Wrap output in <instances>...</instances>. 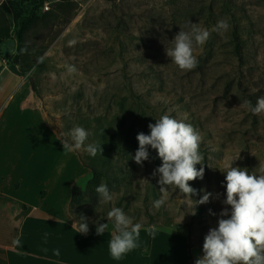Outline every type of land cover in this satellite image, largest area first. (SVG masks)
<instances>
[{"label": "rangeland", "instance_id": "rangeland-1", "mask_svg": "<svg viewBox=\"0 0 264 264\" xmlns=\"http://www.w3.org/2000/svg\"><path fill=\"white\" fill-rule=\"evenodd\" d=\"M36 1L41 0L27 4L28 12ZM232 12L240 24L241 55L235 51ZM222 19L228 29L213 31ZM189 21L211 35L195 48L197 66L185 72L171 62L165 48L180 27L190 29ZM15 29L10 16L0 17V34L12 35L1 42V58L11 54L8 64L27 70V85L15 87L20 86L12 104H19L27 89L34 91L33 81L43 105L29 101L20 112L8 110L0 119V229L7 230L2 237L0 230V264L7 261V242L15 239L36 206L52 213L66 206L56 193L50 202L37 201L48 194L38 189L44 181L52 186L63 171L65 152L56 139L75 125L91 133L86 143L102 148L95 157L77 151L91 167L77 182L87 190L83 213L91 222L99 221L115 206L144 225L139 246L120 260L109 251L114 230L107 233L109 261L189 264L190 252L194 260L202 256L205 236L218 227L222 209L231 207L222 203V170L233 165L251 173L264 162V113L254 115L241 106L244 100L255 106L264 96V0H44L23 25L20 49ZM19 113L26 117L23 124L6 119ZM164 114L199 132L204 159L196 167L205 174L189 182L196 190L192 199L169 188L157 208L154 202L162 194L159 177L152 174L162 162L151 148L143 167L133 157L137 135L150 134L148 125ZM101 183L113 194L108 204H99L95 189ZM206 192L212 193L209 202L197 203ZM77 206L81 211V204ZM40 209L31 227L49 219ZM74 222L69 214L67 226ZM149 225L157 227L155 237L145 230ZM69 252L68 261H82L73 248Z\"/></svg>", "mask_w": 264, "mask_h": 264}, {"label": "clouds", "instance_id": "clouds-1", "mask_svg": "<svg viewBox=\"0 0 264 264\" xmlns=\"http://www.w3.org/2000/svg\"><path fill=\"white\" fill-rule=\"evenodd\" d=\"M190 29L180 31L171 40V46H166V55L181 71H191L198 63L194 54L196 47H202L210 38V31L199 23L189 21ZM229 27L226 20H219L213 31L220 32ZM72 70V69H70ZM241 106L246 107L252 114L264 113V96L258 97L255 106L250 100H244ZM150 134L140 132L137 135L139 147L133 157L135 162L143 167L144 161L149 160L150 151L155 150L161 165L153 171L158 176L157 183L162 194L161 199L154 202L159 208L165 203L169 188L179 189L186 198L192 199L196 194L189 182L203 179L205 170L197 169L203 165L204 159L200 153L202 137L191 124L173 118L169 114L162 115L155 123L148 125ZM61 141L63 151L86 152L95 157L101 151V145L95 142L86 143L89 133L84 127L75 125L64 133ZM222 171L226 172V199L222 203L231 206L222 209L219 213L218 227H213L205 236L203 255L195 260V264H264V162L249 173L247 168L229 166ZM99 204H108L113 201V194L107 184L101 183L96 189ZM212 193H205L197 202L208 203ZM191 214L195 215L194 206ZM215 215V213H211ZM83 222L79 223L78 232L87 234L89 225L87 217L81 216ZM108 223H96V235H103L109 223L114 225V234L109 241L110 255L114 260L122 259L127 253L139 246L142 223H134L133 219L125 214L122 208L113 206L107 212ZM77 222L73 223V227ZM153 237L157 233L155 225L145 229ZM15 246L20 245L17 238L13 241ZM54 255H60L59 249Z\"/></svg>", "mask_w": 264, "mask_h": 264}, {"label": "crops", "instance_id": "crops-1", "mask_svg": "<svg viewBox=\"0 0 264 264\" xmlns=\"http://www.w3.org/2000/svg\"><path fill=\"white\" fill-rule=\"evenodd\" d=\"M2 46L3 44L0 43V50H2ZM10 56L11 54H2L3 64L0 66V119L3 113L8 110L20 112L21 107H24L29 101H32L35 105H43V101L31 89H27L25 97L19 104H12L18 97V88L23 84L26 86L27 81L24 79L23 73H20L15 66L8 64ZM4 79H8V81ZM17 85L20 86L15 88ZM6 119L15 125L18 123L23 124L26 121V117L22 113L15 116L7 115ZM62 139L58 135L56 143L63 150V145L60 141ZM65 163L63 164V171L53 179L52 186L49 182L44 181L43 186L39 187L38 193L40 190H47L48 194L47 197L38 198L37 201L46 200L50 202L51 196L56 193V199L64 201V204L68 205V207L60 206V213L56 211L52 213L46 208L40 207V212L44 213V217L49 219L41 220L40 225L31 227L32 219L36 217V211L39 210L35 205L37 210H35L33 216L27 217L18 227L17 236L14 240L19 238L20 245L15 246L13 244L14 240L7 242V261L4 264H120L119 261H109L108 258L107 233L114 230L112 223H109L103 235H96V228L90 233L81 235V233L76 232L78 231V226L76 229L73 226H67L66 221L70 214L69 207L72 190L78 180L88 174L89 168L85 166L77 151L65 153ZM43 206L46 207L45 205ZM103 223H108V221ZM39 226L43 227L40 231L38 229ZM0 230L2 237L7 230L3 228ZM78 239L83 240L82 245L77 243ZM73 240L79 246L75 247ZM72 248L74 255L82 257V261H68L70 259V257L68 258L69 250ZM56 249L60 251L58 257L53 254ZM148 264H155V262L149 261Z\"/></svg>", "mask_w": 264, "mask_h": 264}, {"label": "trees", "instance_id": "trees-1", "mask_svg": "<svg viewBox=\"0 0 264 264\" xmlns=\"http://www.w3.org/2000/svg\"><path fill=\"white\" fill-rule=\"evenodd\" d=\"M30 1L32 0H3L2 3L0 4V17L4 19L7 16H10L17 27V29H15V32L19 39V45H18L19 49L21 47V43L23 39L22 28H23L24 23L36 14V11L43 4L44 0H41L39 2L36 1L31 11L28 12L27 4H29ZM232 17H233V36H234V41H235V51L238 55H241L243 45H242V35H241V30H240V24L233 12H232ZM11 36L12 35L8 32L1 33L0 43L11 38ZM8 62L10 63L11 60L9 59ZM17 70L23 74L27 73V70H24L22 68H17ZM31 84H32V89L36 92L37 89H36L34 82L32 81ZM59 135L62 138H64L60 133ZM81 160L83 161L85 166L91 168L90 165H88L82 157H81ZM86 191L87 190H85L82 187V185H80V183H77L72 190V197H71L69 211H70V215L73 218V220L77 222V226H79V223L83 222L81 220V216L87 217L86 213L84 214L82 211L85 209L82 202H84ZM80 204H81V211L78 209H75L78 207L77 205H80ZM106 221L108 220L101 217L99 221L91 222L89 218L87 217V223L89 225L88 233H90L94 228L97 227L96 223H103ZM189 264H195V260L191 252L189 253Z\"/></svg>", "mask_w": 264, "mask_h": 264}, {"label": "water", "instance_id": "water-1", "mask_svg": "<svg viewBox=\"0 0 264 264\" xmlns=\"http://www.w3.org/2000/svg\"><path fill=\"white\" fill-rule=\"evenodd\" d=\"M3 64V59L0 56V66Z\"/></svg>", "mask_w": 264, "mask_h": 264}]
</instances>
